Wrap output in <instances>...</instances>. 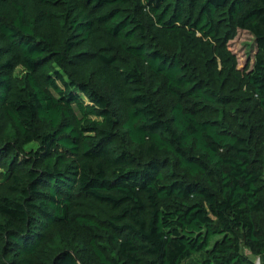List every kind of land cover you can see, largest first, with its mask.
I'll return each mask as SVG.
<instances>
[{"label": "trees", "instance_id": "trees-1", "mask_svg": "<svg viewBox=\"0 0 264 264\" xmlns=\"http://www.w3.org/2000/svg\"><path fill=\"white\" fill-rule=\"evenodd\" d=\"M0 264H264V0H0Z\"/></svg>", "mask_w": 264, "mask_h": 264}, {"label": "rangeland", "instance_id": "rangeland-1", "mask_svg": "<svg viewBox=\"0 0 264 264\" xmlns=\"http://www.w3.org/2000/svg\"><path fill=\"white\" fill-rule=\"evenodd\" d=\"M229 49L237 56L239 66L243 67L248 59L252 61L256 47L254 39L250 34L239 31L234 40L229 43ZM245 253L248 254L247 251Z\"/></svg>", "mask_w": 264, "mask_h": 264}]
</instances>
